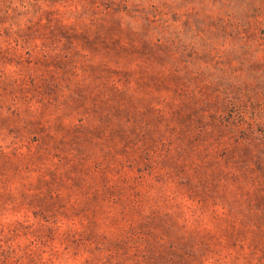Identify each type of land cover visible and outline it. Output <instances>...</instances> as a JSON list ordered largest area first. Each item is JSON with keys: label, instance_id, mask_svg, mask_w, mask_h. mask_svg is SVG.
<instances>
[{"label": "rangeland", "instance_id": "374dc122", "mask_svg": "<svg viewBox=\"0 0 264 264\" xmlns=\"http://www.w3.org/2000/svg\"><path fill=\"white\" fill-rule=\"evenodd\" d=\"M0 264H264V0H0Z\"/></svg>", "mask_w": 264, "mask_h": 264}]
</instances>
